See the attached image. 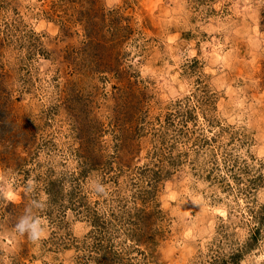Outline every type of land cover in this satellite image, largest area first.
Masks as SVG:
<instances>
[{
	"label": "rangeland",
	"instance_id": "374dc122",
	"mask_svg": "<svg viewBox=\"0 0 264 264\" xmlns=\"http://www.w3.org/2000/svg\"><path fill=\"white\" fill-rule=\"evenodd\" d=\"M0 264H264V0H0Z\"/></svg>",
	"mask_w": 264,
	"mask_h": 264
}]
</instances>
